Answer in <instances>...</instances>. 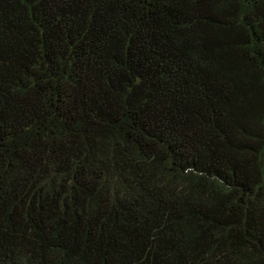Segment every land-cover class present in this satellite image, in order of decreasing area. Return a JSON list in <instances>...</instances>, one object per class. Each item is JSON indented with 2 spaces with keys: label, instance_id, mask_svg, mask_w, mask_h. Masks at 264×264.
Returning <instances> with one entry per match:
<instances>
[{
  "label": "trees",
  "instance_id": "1",
  "mask_svg": "<svg viewBox=\"0 0 264 264\" xmlns=\"http://www.w3.org/2000/svg\"><path fill=\"white\" fill-rule=\"evenodd\" d=\"M0 264H264V0H0Z\"/></svg>",
  "mask_w": 264,
  "mask_h": 264
}]
</instances>
